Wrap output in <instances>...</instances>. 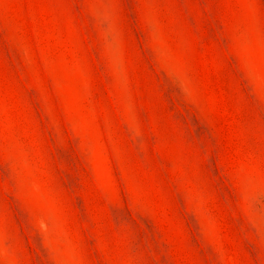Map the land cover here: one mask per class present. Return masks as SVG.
<instances>
[{
	"label": "rangeland",
	"instance_id": "1",
	"mask_svg": "<svg viewBox=\"0 0 264 264\" xmlns=\"http://www.w3.org/2000/svg\"><path fill=\"white\" fill-rule=\"evenodd\" d=\"M0 264H264V0H0Z\"/></svg>",
	"mask_w": 264,
	"mask_h": 264
}]
</instances>
